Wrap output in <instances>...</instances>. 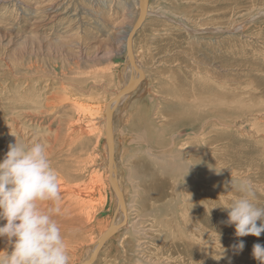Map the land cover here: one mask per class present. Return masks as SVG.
Returning <instances> with one entry per match:
<instances>
[{
  "label": "rangeland",
  "instance_id": "1",
  "mask_svg": "<svg viewBox=\"0 0 264 264\" xmlns=\"http://www.w3.org/2000/svg\"><path fill=\"white\" fill-rule=\"evenodd\" d=\"M149 1V17L134 37L147 77L112 110L117 180L130 219L95 264H259L252 249L264 246V233L236 237L226 208L243 195L244 181L264 208V0L140 5ZM134 3L0 0V162L9 144L31 146L24 138L35 136L46 154L60 157L74 144L103 179L101 190L85 189L83 177L60 183L61 213L53 219L70 264L83 263L120 215L104 124L109 101L131 85L124 44L140 16ZM155 159H183L190 167L171 173ZM72 164L78 173L80 163ZM55 170L62 181L64 170ZM11 250L1 239L0 255Z\"/></svg>",
  "mask_w": 264,
  "mask_h": 264
},
{
  "label": "clouds",
  "instance_id": "2",
  "mask_svg": "<svg viewBox=\"0 0 264 264\" xmlns=\"http://www.w3.org/2000/svg\"><path fill=\"white\" fill-rule=\"evenodd\" d=\"M46 148L42 142L26 146L16 140L0 162V221L5 222L0 226V238L12 246L10 253L0 255V264H70L65 239L53 219L61 213L62 197L58 173ZM238 191L243 195L226 208V223L235 225L238 238H259L264 233V208L252 202L249 182H242ZM45 202L50 204L46 211L41 210ZM234 247L242 251L244 244ZM252 256L264 264V246L254 244Z\"/></svg>",
  "mask_w": 264,
  "mask_h": 264
},
{
  "label": "bare ground",
  "instance_id": "3",
  "mask_svg": "<svg viewBox=\"0 0 264 264\" xmlns=\"http://www.w3.org/2000/svg\"><path fill=\"white\" fill-rule=\"evenodd\" d=\"M142 0H135V5H138V13H139V7H140V2H141ZM133 5V4H132ZM95 7V6H94ZM16 9V8H15ZM148 10L150 11V1H149V4H148V7L146 8V19L145 20H147V18L149 17V14H148ZM138 13H137V15H138ZM139 16V15H138ZM148 16V17H147ZM30 21V20H29ZM132 28V27H131ZM130 28V29H131ZM130 31V30H129ZM138 32V31H137ZM136 32V33H137ZM127 33H129L128 31H127ZM136 35V34H135ZM135 35H134V37H135ZM126 36H127V34H126ZM134 37H133V40H132V48H133V57H134V64L136 65H134V64H132L131 63V61H130V57H129V50H128V66H127V69L129 70V72L128 73H131L130 75L127 73V75H129L130 76V80H131V84H134V83H136V82H138L139 80H140V78H141V75H143L142 77L143 78H145V77H147L146 76V73H145V70H144V68H142L141 66H140V64H138V60L141 58V55H140V52L139 51H136V49H135V47H134ZM126 39V38H125ZM128 39V38H127ZM125 45H126V48H127V44L125 43L124 44V48H125ZM125 48V49H126ZM129 49V48H128ZM2 76H5V75H2ZM23 78H25L26 80H27V84H30V82H31V80L33 81L34 80V78L32 77V76H30V74H27V76H24ZM141 82H139L138 84L136 83V86H135V88L132 90V91H130L129 93H127V95H125V96H123V98H121L118 102H114V104H112V106H111V114H112V117H113V122H112V130H113V143H114V146H115V154H114V171H113V176H112V179L118 184V186H119V189H120V191H121V195H123V203L122 204H120L119 202H118V196L116 195V193H115V195L117 196V202H118V209H119V218L117 219V221H115V223H114V225H115V229H114V231L113 232H115V230H119L123 225H125L128 221H129V219H130V215H129V211H128V202H127V200H126V195H124V189H123V186L121 185V183H120V181H119V183H118V180H117V168H118V166H117V163H116V150H117V143H118V141H117V137H116V130H115V127H114V114H113V112H112V110L115 108V106L117 105V106H119V105H121L127 98H128V95L130 96V94H134L135 93V91H137L142 85H143V83H144V81H143V79L142 80H140ZM33 86H35V84H33ZM127 86V85H126ZM115 96V95H114ZM113 96V97H114ZM113 99V98H112ZM111 99V100H112ZM111 101H109V103H110ZM128 102V101H127ZM107 107V106H106ZM116 109V108H115ZM105 112H106V109H105ZM92 114H93V112H92ZM105 123H106V128H105V124H104V129L105 130H107V115L105 116ZM90 127L92 128V129H94L93 128V125H92V122L90 121ZM107 132V140H106V147H107V160H108V163H109V161H110V146H109V136H108V130L106 131ZM143 135V134H142ZM144 136V135H143ZM35 137V136H34ZM34 137H32V138H30V137H25L24 138V140H25V142H26V144L27 145H31V144H33V143H35V142H38V140L36 141H33V139H34ZM38 138V137H37ZM141 138H143V137H141ZM146 138V137H145ZM145 138H144V140H145ZM23 140V139H22ZM29 140L31 141V143L29 142ZM141 140V139H140ZM145 142V141H144ZM143 142V143H144ZM147 142V141H146ZM150 144V143H149ZM77 147H79V148H82L81 146H79V145H77ZM146 150H148V151H150V152H152V149H147V148H145ZM154 150V149H153ZM65 155H64V157H60L59 155H54V153H52V154H49V153H47V156H48V158H49V160H50V162H51V165L53 166V168L55 169V167H59V168H62V170H64V176L62 177L63 179H62V181H59V183H63V182H65V181H73V180H77V179H81V177H83V178H85L86 180H88V183L85 185V189H88V185H91L92 184V186H94L95 188V190H98V189H100L101 190V187H103L104 185H103V179H101V177H100V175L98 174V173H96L95 171H93V170H91V165L90 164H88V163H86V162H83V159H81V157L80 158H78V156H79V154H80V152H76L75 151V148H74V144H72L69 148H67V149H65ZM142 152H145V150H143ZM146 153V152H145ZM152 154L153 155H155L153 152H152ZM158 155V154H157ZM160 156V155H159ZM58 157V158H57ZM56 158H57V160H56ZM90 160H91V163L92 162H94L95 161V157H88ZM157 158V157H156ZM160 158V157H159ZM158 158V159H159ZM56 160V161H55ZM156 160V159H155ZM161 160V159H160ZM175 160H177V159H175ZM53 161H55L54 163H53ZM74 161H77V162H79L80 163V166H78L79 168H78V173H76V174H72V172H71V168L73 167V162ZM156 161H158V160H156ZM182 161V162H181ZM178 164H176V161H175V163L174 164H170L169 165V163H165V162H162V163H160V161H158L160 164L159 165H163L164 166V164H165V166L167 165H169L171 168H170V171H171V173L172 172H175V171H177V172H179L180 170H182V169H185L186 168V170L188 169L189 170V167L190 166H188L187 165V163L185 162V161H183V159L181 160ZM90 163V162H89ZM185 163V164H184ZM162 169H164L163 167H162ZM109 170H110V163H109V169H108V179L110 178V172H109ZM167 171V170H166ZM169 173V172H168ZM214 179V178H213ZM109 181H110V179H109ZM214 181V180H213ZM210 182H212V180H210ZM198 184V183H197ZM112 185V184H111ZM113 187V186H112ZM204 188V187H203ZM113 189H115V188H113ZM188 192V191H187ZM69 193H70V195L72 194V190L71 189H69ZM81 195L82 196H84V198L85 199H88V195H89V193H88V191H86V192H84V193H81ZM158 196V195H157ZM90 200H91V198H90ZM122 209L123 210H125L126 211V214H124V212H122ZM127 219V220H126ZM126 220V221H125ZM125 222V223H124ZM5 222L4 221H0V226H3V224H4ZM159 224L161 223V222H158ZM162 224V223H161ZM164 224V223H163ZM167 226V225H166ZM163 227H164V225H163ZM161 228H162V226H161ZM166 228V227H165ZM202 231H204V232H207V230L204 228V227H202ZM108 230V229H107ZM162 231V230H161ZM167 231V230H166ZM165 231V232H166ZM106 231H104V233H105ZM136 232V231H135ZM216 234H218V231H215V233H214V235H216ZM215 238V237H214ZM217 238V237H216ZM1 239H3V240H6L7 241V239L6 238H0V240ZM107 241V240H106ZM202 242H204V240L202 241ZM6 243V242H5ZM4 243V244H5ZM7 244H9V242L7 241ZM4 246H7V245H4ZM10 246H11V244H10ZM97 246V245H96ZM103 246H104V244H103ZM102 246V247H103ZM96 248V247H95ZM94 248V249H95ZM8 249H10V248H8ZM94 249H93V251H94ZM102 249V248H101ZM100 249V250H101ZM6 250V249H5ZM93 251L91 252V254L89 255V257L86 259V260H83V261H88L90 258H91V255H92V253H93ZM6 252V251H5ZM3 253V252H2ZM99 253H100V251H99ZM98 253V254H99ZM98 254H97V256H96V258L93 260V262L91 263V264H95L96 263V260L98 259ZM201 256H207V248H205L202 252H201Z\"/></svg>",
  "mask_w": 264,
  "mask_h": 264
},
{
  "label": "water",
  "instance_id": "4",
  "mask_svg": "<svg viewBox=\"0 0 264 264\" xmlns=\"http://www.w3.org/2000/svg\"><path fill=\"white\" fill-rule=\"evenodd\" d=\"M139 18L138 20L135 22V24L133 25V27L130 29V33L128 35V39H127V48H129V57H130V61L132 64H134V57H133V48H132V40L134 35L136 34L137 30H139V28L142 26L143 21L145 20L146 17V7L143 3H141L140 5V14H139ZM135 65V64H134ZM136 66V65H135ZM143 75H141L140 80L143 79L142 77ZM136 82L137 84L141 81ZM136 83L131 84L129 86H127V88L121 90L112 100L110 103H108L107 107H106V112L105 114L107 115V130H108V136H109V146H110V182L113 186V188H115V193L118 196V202L120 204L123 203V195H121V191L119 189L118 184L112 179L113 176V169H114V154H115V146L113 143V130H112V122H113V117L111 114V106L112 104H114V102H118L121 98H123V96L127 95V93H129L130 91H132L135 86ZM122 212H124V214H126V211L122 209ZM127 220V219H126ZM125 220V221H126ZM125 223V222H124ZM115 225L114 223H112L110 225V229H108L103 235H101V237L99 238L98 242L96 243V248L94 249L91 258L88 261H83V263L81 264H91L93 262V260L96 258L97 254L99 253L100 249L102 248L103 244L106 242V240L108 241V239L111 237Z\"/></svg>",
  "mask_w": 264,
  "mask_h": 264
}]
</instances>
